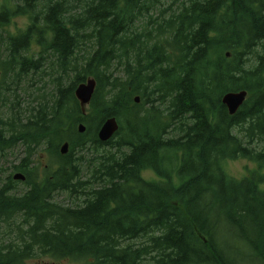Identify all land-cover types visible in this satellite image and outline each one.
Returning <instances> with one entry per match:
<instances>
[{
    "label": "trees",
    "instance_id": "1",
    "mask_svg": "<svg viewBox=\"0 0 264 264\" xmlns=\"http://www.w3.org/2000/svg\"><path fill=\"white\" fill-rule=\"evenodd\" d=\"M263 88L264 0H0V153L24 150L0 186V264H264ZM238 159L256 168L233 176Z\"/></svg>",
    "mask_w": 264,
    "mask_h": 264
},
{
    "label": "rangeland",
    "instance_id": "2",
    "mask_svg": "<svg viewBox=\"0 0 264 264\" xmlns=\"http://www.w3.org/2000/svg\"><path fill=\"white\" fill-rule=\"evenodd\" d=\"M27 24H28L27 17L18 16L13 19V22L8 26V29L12 32H15L18 30V28H25ZM141 26L143 25L141 24L138 25V28H141ZM87 48H89V45ZM45 82H46V90H51V85L48 79H46ZM24 88H27V86ZM36 88H37L36 85H34V87L32 88L28 86V88L25 91L23 90V88L19 91L20 94L22 95V101H23L24 106L26 105L25 104L26 102H30L32 99L35 100L37 98L38 96L37 94L39 93V91H37ZM89 106L90 105L83 106V110L88 112ZM110 148H111L110 146H105V147H100L99 149L95 150L93 147H90V149L85 152V156L87 160L91 161V165L90 167L87 168L86 163H84L83 175H82L83 180L91 179L94 165L98 162V159L95 157L103 154L104 151L110 150ZM23 156H24V150L21 147L12 149L8 151L5 155H2L0 153V169L1 168L4 169V171H0V186L6 179L9 172H11V167L13 166V164L18 163L21 157ZM37 159L38 158L35 159V162H37ZM46 161H47V157L46 156L45 158L42 157V164H44ZM226 168L233 176L242 177L249 173V169L256 168V164L247 159L230 160L227 162ZM144 174L148 178L155 177L154 173L151 171H147ZM17 187L20 192H22L26 188V186L22 182H20L17 185ZM57 199L67 204L72 202V198L69 197V195H67L66 193L59 194ZM29 262L31 264H82L80 262H75V261H71L68 259L55 261L54 259L48 256L32 259Z\"/></svg>",
    "mask_w": 264,
    "mask_h": 264
},
{
    "label": "water",
    "instance_id": "3",
    "mask_svg": "<svg viewBox=\"0 0 264 264\" xmlns=\"http://www.w3.org/2000/svg\"><path fill=\"white\" fill-rule=\"evenodd\" d=\"M97 81L90 77L86 81L77 85L75 89V95L82 106L89 104L93 98V95L96 90ZM248 95L247 90L241 91H230L223 95L222 102L225 104L229 110L230 114H235L239 108L243 105ZM140 97L135 98V102H139ZM87 126L81 122L78 125V130L82 133L85 132ZM119 129V122L116 116H109L107 117L98 131L99 139L102 141H107L116 133ZM62 154H66L69 151V142L66 141L60 148ZM14 179L25 180L26 176L21 173L17 172L14 174Z\"/></svg>",
    "mask_w": 264,
    "mask_h": 264
}]
</instances>
